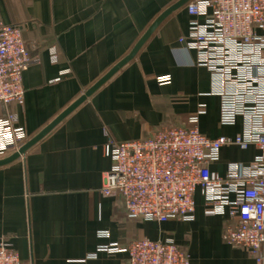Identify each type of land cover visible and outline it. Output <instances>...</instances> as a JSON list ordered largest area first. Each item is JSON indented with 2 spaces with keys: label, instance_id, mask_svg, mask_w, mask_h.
I'll return each mask as SVG.
<instances>
[{
  "label": "crops",
  "instance_id": "0c3cea01",
  "mask_svg": "<svg viewBox=\"0 0 264 264\" xmlns=\"http://www.w3.org/2000/svg\"><path fill=\"white\" fill-rule=\"evenodd\" d=\"M176 1L0 0V24L22 26L31 58L22 74L23 102L0 105V116L14 114L29 140L126 56ZM191 19L185 4L171 12L129 62L24 154L0 166V240L8 239L23 264H126L125 252L100 247L167 237L190 264H259L223 240L229 220L206 213L200 191L193 219L165 222L130 218L120 195L101 192L112 164L102 152L107 136L141 140L189 126L210 138L241 133V119L220 123L210 72L179 41ZM258 153L254 144L225 145L210 169L224 175L228 164H248Z\"/></svg>",
  "mask_w": 264,
  "mask_h": 264
},
{
  "label": "built area",
  "instance_id": "2783aa9c",
  "mask_svg": "<svg viewBox=\"0 0 264 264\" xmlns=\"http://www.w3.org/2000/svg\"><path fill=\"white\" fill-rule=\"evenodd\" d=\"M185 7L192 19L188 35L179 41L195 50L196 62L210 72L220 123L234 125L241 119L242 131L210 138L189 126L163 128L141 140L107 136L102 152L112 164L101 192L120 195L130 218L165 222L193 219L194 193L200 191L205 212L229 220L223 240L264 264V0H189ZM50 50L56 61L54 47ZM30 61L22 26L1 23L0 105L23 102L22 74ZM15 120L12 113L0 116V158L28 140ZM251 144L259 153L250 163H230L224 175L211 171L223 146ZM100 248L125 252L126 264H190L170 237ZM0 264H23L5 238L0 240Z\"/></svg>",
  "mask_w": 264,
  "mask_h": 264
},
{
  "label": "water",
  "instance_id": "95a60500",
  "mask_svg": "<svg viewBox=\"0 0 264 264\" xmlns=\"http://www.w3.org/2000/svg\"><path fill=\"white\" fill-rule=\"evenodd\" d=\"M189 0H178L168 8H166L146 29L140 39L136 42L129 53L119 60L113 67H111L102 77H100L93 85H91L82 95H80L76 100H74L68 107H66L57 117H55L47 126H45L40 132L35 136L23 143L16 151L12 152L10 155L0 158V166L8 164L15 159L19 158L24 154L30 147L41 140L47 133H49L62 119H64L69 113H71L75 108H77L82 102L86 100L91 94H93L100 86H102L108 79H110L123 65L129 62L154 29L160 24V22L167 17L171 12L180 8L186 4Z\"/></svg>",
  "mask_w": 264,
  "mask_h": 264
}]
</instances>
